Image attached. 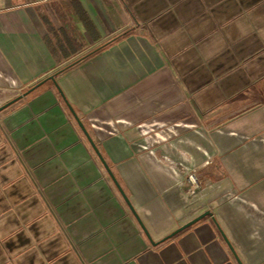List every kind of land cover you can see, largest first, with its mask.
I'll use <instances>...</instances> for the list:
<instances>
[{"label": "crops", "instance_id": "0c3cea01", "mask_svg": "<svg viewBox=\"0 0 264 264\" xmlns=\"http://www.w3.org/2000/svg\"><path fill=\"white\" fill-rule=\"evenodd\" d=\"M1 1L0 264H264V0Z\"/></svg>", "mask_w": 264, "mask_h": 264}, {"label": "trees", "instance_id": "16d2710c", "mask_svg": "<svg viewBox=\"0 0 264 264\" xmlns=\"http://www.w3.org/2000/svg\"><path fill=\"white\" fill-rule=\"evenodd\" d=\"M84 23H85V28L88 30V32H91L92 29H93V26L92 24L89 22L88 18L84 19ZM66 27H62L60 30H58L57 32H51L50 31V35L52 36L51 40L53 43H56L59 48H60V51L62 50V52L64 53V55H66V45H68L66 43L67 39H66V34H68V32L66 31ZM115 41L117 40H114V41H111L110 43H108L107 45H105L103 49L109 47L110 45H112ZM52 43V44H53ZM56 46V45H55ZM53 49L55 50V47H54V44H53ZM101 50V49H100ZM100 50H97L91 54H88L87 56L81 58L80 60L76 61L75 63L71 64L70 66L68 67H65L64 69H62L57 75L61 74V73H64L66 72L67 70L77 66L78 64H80L82 61L84 60H87L89 58H91L92 56H94L96 53H98ZM54 53V51H53Z\"/></svg>", "mask_w": 264, "mask_h": 264}, {"label": "water", "instance_id": "95a60500", "mask_svg": "<svg viewBox=\"0 0 264 264\" xmlns=\"http://www.w3.org/2000/svg\"><path fill=\"white\" fill-rule=\"evenodd\" d=\"M52 81H53V78H52ZM6 107H7V106H6ZM4 108H5V107H4ZM4 108H1L0 111H2ZM72 113H73V115L75 116V118L77 119L80 128L82 129V131L84 132V134L87 136V138H88L89 141L91 142V144H92L94 150H95L96 153L100 156V153L98 152L96 146H95L94 143L92 142V140H91V138H90V136H89V134H88V132H87L85 126L80 122V120L77 118L76 114H75L73 111H72ZM100 158H101V156H100ZM106 167H107V166H106ZM107 170H108L109 174L111 175V177L113 178V180H114V182L116 183V185L118 186L120 192H121L122 195L124 196L126 202H127L128 205H129V202H128L126 196L124 195L123 191L121 190L120 186L118 185V183H117L116 179L114 178V176L111 174V172H110V170L108 169V167H107ZM132 211H133V209H132ZM205 216H211V213H208V214H206ZM205 216H203V217H205ZM200 219H202V217L199 218L198 220L194 221L193 223L189 224L187 227H190V226L194 225V224L197 223ZM187 227H186V228H187ZM183 229H185V228H183Z\"/></svg>", "mask_w": 264, "mask_h": 264}, {"label": "built area", "instance_id": "2783aa9c", "mask_svg": "<svg viewBox=\"0 0 264 264\" xmlns=\"http://www.w3.org/2000/svg\"><path fill=\"white\" fill-rule=\"evenodd\" d=\"M187 181L190 184V194L191 195H196L200 193V185L197 179V176L194 172H190L187 175Z\"/></svg>", "mask_w": 264, "mask_h": 264}, {"label": "rangeland", "instance_id": "374dc122", "mask_svg": "<svg viewBox=\"0 0 264 264\" xmlns=\"http://www.w3.org/2000/svg\"><path fill=\"white\" fill-rule=\"evenodd\" d=\"M2 5V1L0 0V6ZM63 8H65L64 6H62ZM59 27V26H58ZM63 27V26H62ZM53 43V42H52ZM54 44V46L56 45V52H58V53H60L59 51H57V49L59 48V46L56 44V43H53Z\"/></svg>", "mask_w": 264, "mask_h": 264}]
</instances>
